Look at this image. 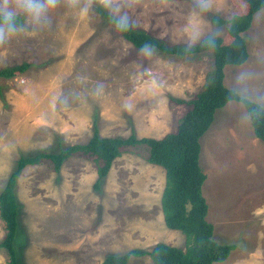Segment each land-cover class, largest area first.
I'll use <instances>...</instances> for the list:
<instances>
[{"label": "rangeland", "instance_id": "obj_1", "mask_svg": "<svg viewBox=\"0 0 264 264\" xmlns=\"http://www.w3.org/2000/svg\"><path fill=\"white\" fill-rule=\"evenodd\" d=\"M0 9L14 13L12 23L0 24V69L30 64L0 78V191L21 156L86 143L95 125L103 137L160 138L176 130L190 106L172 99L189 100L210 80L213 52L137 49L118 22L170 47H190L211 35L226 38L227 25L212 16L237 13L233 0H0ZM243 35L249 57L227 65L224 82L264 106V8ZM201 144L207 219L218 242L236 245L214 264H264V141L244 104L219 109ZM147 152L124 149L99 189L91 156L74 154L59 172L48 161L27 165L15 187L19 264H101L159 242L185 248V235L164 221L165 170ZM4 235L0 217V241ZM0 264H9L3 247ZM127 264L154 263L146 254Z\"/></svg>", "mask_w": 264, "mask_h": 264}, {"label": "trees", "instance_id": "obj_2", "mask_svg": "<svg viewBox=\"0 0 264 264\" xmlns=\"http://www.w3.org/2000/svg\"><path fill=\"white\" fill-rule=\"evenodd\" d=\"M237 13L230 19L212 16L217 26L227 25V36L211 35L199 44L170 47L165 40L148 32L137 30L122 21L118 22L120 33L137 49L153 48L162 55L185 56L202 51H212L214 70L210 80L189 100L174 98L175 102H188L190 108L185 112L175 131L160 138L103 137L95 125L93 135L83 144L61 147L56 152H39L21 156L0 191V217L4 221L5 235L0 247L6 249L9 264H19L15 241L19 228L20 203L15 193L17 177L31 164L42 161L51 163L59 172L64 161L74 154L87 155L98 163V179L94 188L99 189L114 160L123 150L142 145L147 148L146 159L165 170L166 184L161 197L164 221L167 227L181 231L186 237V247L180 248L164 242L155 244L151 250L134 248L124 254L108 255L101 264H127L131 256L148 254L154 264H214L226 260L236 248L234 243H220L214 238V225L208 221V203L203 195L206 180L201 163V138L214 123L216 113L229 101L244 104L256 137L264 141V106L235 89L228 87L225 80L227 65H241L249 57L247 39L243 35L252 25L255 14L264 8V0H233ZM110 19L116 20L113 17ZM14 20L10 23H12ZM0 22V24H10ZM30 66L24 62L0 69V78H12ZM1 92V87H0Z\"/></svg>", "mask_w": 264, "mask_h": 264}, {"label": "clouds", "instance_id": "obj_3", "mask_svg": "<svg viewBox=\"0 0 264 264\" xmlns=\"http://www.w3.org/2000/svg\"><path fill=\"white\" fill-rule=\"evenodd\" d=\"M11 0H4L5 6H7ZM15 2H19V0H15ZM30 4V0H29ZM14 18V13L11 11H7L5 9H0V22H8L10 23L12 19ZM2 31H0V39H2Z\"/></svg>", "mask_w": 264, "mask_h": 264}]
</instances>
